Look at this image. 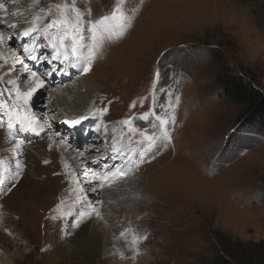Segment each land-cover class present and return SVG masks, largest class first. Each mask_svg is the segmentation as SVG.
Masks as SVG:
<instances>
[{
    "label": "rangeland",
    "instance_id": "obj_1",
    "mask_svg": "<svg viewBox=\"0 0 264 264\" xmlns=\"http://www.w3.org/2000/svg\"><path fill=\"white\" fill-rule=\"evenodd\" d=\"M31 1L44 9L41 28L55 18V5L68 2ZM118 3L119 0H87L85 4V0H77L82 10L91 8L92 20L110 15ZM123 8L130 13L126 34L105 44L92 65V68L97 66L95 75L91 74L93 69L79 75L84 82L80 87L84 89L76 97L70 96L71 100L77 98L75 102L69 103L63 95L60 97L63 111L55 109L53 113L48 110L49 103L46 104L45 111L49 114L38 121L40 135L19 132L15 128L10 131L7 127L9 117L0 110V161L3 162L0 172L5 179L10 171L19 172L12 191L0 194L3 217L0 221V261L5 258L9 264H138V260L123 257L128 248H122L121 252L117 245L120 238H129L132 233L122 230L119 220L111 225L108 219L116 218L115 213L103 207L110 216L105 220L106 216L96 210L100 201L90 198L91 190L86 187L74 197L72 188L75 185L72 186L66 177L60 162L67 158L69 162L75 160L71 156L64 157L67 153L60 152L59 148L63 144L75 145L79 140L75 143L71 136L62 140L58 133L63 129L72 131L63 121L78 117L82 114L81 108L89 106L100 115L97 127L104 129L93 134L87 127L92 135L83 134V145L91 143L87 146L90 149L93 141L97 146L96 142L102 140L101 145L106 144L110 149L115 139H119L124 147L119 153L122 156L129 145L125 141L126 132L134 139L129 147L131 152L136 150V141L143 139L140 132L150 133L152 124L157 123L154 117L151 123L143 120L144 113L155 109V114L162 118L171 117V110L161 108L162 101L172 99L165 93L180 97L171 142L155 158L146 154L149 158L140 166L133 157L134 166L131 161L125 162L134 169L132 172L136 176L132 182L145 186L151 194H144L157 205L149 209L151 227L144 228L145 232H152V236L144 247L148 255H144L147 258H143L142 263L216 264V257L223 254L218 234L243 243L264 241V132L238 122L241 108L222 95L218 83V77L229 71L253 79L264 90V0H124ZM3 9L7 10L8 5ZM111 24L118 26L119 21H111ZM17 32L12 30L9 34L15 37ZM132 43L135 44L128 51ZM119 50L125 53L118 55ZM103 55H106L104 59ZM13 56V52L10 53L0 64V90H3L0 99L9 103L15 92L7 82L21 81L20 74L14 72L16 66H8ZM157 70L162 75L159 81L155 78ZM90 84L95 86L98 100H91L93 95L87 90ZM28 89L24 87L22 91ZM51 94L48 90L47 98ZM65 108L69 113H64ZM104 108L107 112L100 114L98 110ZM125 120L129 124H124ZM112 125L118 129L116 138ZM19 139H23L24 144L17 150ZM138 144L142 150L143 145ZM109 149L105 148L107 152ZM17 164L20 165L18 169ZM25 181L30 185H22ZM36 186L37 190H33ZM14 191L30 198L27 202H19L26 207L21 215L15 204L5 202ZM152 194L159 196L160 201ZM32 199H35L33 205L37 204L34 209L29 204ZM61 201L63 206L58 209ZM68 212L70 216L53 219ZM78 222L79 227L76 226ZM92 222L100 225L104 234L106 229L104 237L111 238L112 244L118 246V255L120 253L123 259L107 258L102 242L100 245L86 240L77 242L76 236H81L83 228ZM133 230L135 235L139 233L138 238L145 237L139 230ZM68 234L75 235L70 240L74 245L64 248L62 245ZM17 242L21 244L19 247L15 245ZM151 251L154 255L149 254Z\"/></svg>",
    "mask_w": 264,
    "mask_h": 264
},
{
    "label": "bare ground",
    "instance_id": "obj_2",
    "mask_svg": "<svg viewBox=\"0 0 264 264\" xmlns=\"http://www.w3.org/2000/svg\"><path fill=\"white\" fill-rule=\"evenodd\" d=\"M2 2L5 3L4 5H8V9L5 10V9H3V7H0V21H3L5 24H15L17 27L14 30L23 31V30H25L27 28H30V27H33V26H35L37 28H41L39 24L42 23L41 21L43 19V10L44 9L39 4H36L35 2H33L31 0H0V5H2L1 4ZM31 9H32V11H30ZM38 17L40 19L37 21ZM4 18H5V20H4ZM23 21L25 23H21ZM27 22H29L30 24H27ZM11 32H12V30H8L7 28H5L3 30V32H2V34H3L4 37H5V34H6L5 38H7L9 36H12V35H10ZM136 42L137 41H135V43ZM15 43L16 42H13V41L9 42L6 39L3 42H0V64L3 61H6L5 60L6 57H10V53H12V52L8 53L7 51H11V45H14ZM37 43L38 44H41V43L47 44V41L43 40V38H41L40 40L37 41ZM135 43H132V45L127 50L128 51L131 50L133 48L132 46H134ZM104 48H105V46H104ZM127 50H126V52H128ZM45 52H50V49H47V48L39 49L37 51V53H36L38 59ZM122 53L124 54L125 51L122 50V52H121V50H119L118 55H120ZM105 56L106 55H103V59H104ZM15 59H16L15 56H13L12 58H9L8 66L11 67L14 64L16 66L15 69H14V72L20 74L19 77H20L21 81L16 82V84L21 86V90H23L24 87H26V88L34 87L35 86V82L34 81L25 80L24 79L26 73L24 72L23 68L19 64L13 63V61H15ZM38 62H40V60H38ZM38 62H37V64H38ZM25 63H27V61H25ZM54 63L58 64V62H54ZM103 63H105V62H103ZM27 64H29V67L34 69V70H36L38 72V74H40L41 76H43V74L45 72L42 69V65H48L46 62H43V63L41 62L38 65L37 64H33L32 65L31 63H27ZM107 66H109V65L107 64ZM58 67H62V65L58 64ZM92 69L93 70H92L91 74L95 75L96 71H97V66H95ZM66 71L69 72L70 75L54 74V77L56 75H58V77L60 78L59 84L55 83L56 79H53V78L47 79L46 82H47V84L49 86L48 90L52 91V94L50 95V98L40 99L37 102L36 108L33 109V111H35L36 115H38L37 116L38 117V121L39 120H43V118L44 119L47 118L46 116H48V114H49V112L45 111V109L47 108V107L45 108L47 103H49L48 110L51 113L55 112L54 111L55 109L56 110H60V112H61V111H63V109H62L63 107H61V105H60V101H61L60 97L61 96L66 95L64 97V99H66L69 103H71V102H75V100L77 98L75 100H71L70 96L76 97V95H79L81 92H83L84 88L80 87V86H82L81 83L84 84V82H83V78H81L82 75H81V77H79L80 73H79L78 69L68 68V69H66ZM56 82H58V81H56ZM76 84H77V86H75ZM72 86H75L76 88H73ZM87 87H88L87 90L89 91V94L91 93V95H93V96H91V100H98V98H97L98 96L94 93L95 86H92V84H90ZM10 89L13 90L14 86L10 85ZM64 92H65V94H63ZM88 112H90V114H88L90 116V119L88 121L84 122V124H83L84 130L87 131V127H90L91 128L90 132L92 131L93 134L100 133L104 129V127H102L103 128L102 129V128H98L97 125H96V123L100 120L99 119L100 115L99 116L97 115L96 117H92L91 114L93 113V111H92V109L89 106L88 107L87 106L86 107L83 106L81 108V110H80V113H82V114L79 115V116L87 115ZM64 113L67 114V113H69V111H67V109H66V110H64ZM78 117H76L74 119L70 118L68 120H70V121L76 120V119H78ZM68 120H66V121H68ZM97 129H99V132H96ZM112 130H113L112 132H115V138H116V136H117L116 135V131L118 130L117 127L113 126ZM90 132H88L89 136L92 135ZM60 136H62V135H60V133H59L58 137H60ZM81 138H82V140H81ZM107 139H109L110 141H113V138H107ZM118 140L119 139H115V143H113L111 145L110 149L108 147H103V145H101L102 144V140L96 142V143H98L97 146L94 144L95 141H93L94 143H93V145H91V147L89 149V148H87L89 142H87L86 145H83L85 141H83V133L80 132V138H79V141L77 143L79 145H77V144H75V145L74 144H72V145L71 144H67V146H66V145L63 144L59 148L60 152L67 153L66 154L67 156H64L63 154H61L62 157L64 156V157L67 158V157L71 156V158L74 159L75 161H70L69 162V160L67 158V159L62 160L60 162V164L62 165L61 168H63V171L66 174V177L68 178V180L71 181L72 186L75 185L74 188H72L74 197H78L77 195H79V193H82V191H84L83 187H86L89 190H91L92 187L96 188L95 192L91 191V196H90V198H95V199H98L100 201L99 202V207L96 210H100L101 216L102 215L106 216L105 217V220H106V219L110 218V216L109 217L107 216V213L104 212L105 208L103 209V207H107V209L111 210V214L115 213V215H116V218H114L112 221H111V219H108V220H110V223L111 222L115 223L117 220H119L121 222V225H120V227H122L121 229L124 230V231L128 230V231H130L132 233L131 236H129V238H120V241L117 240L118 241L117 245L120 247L121 252H122V248H128L127 250L123 249L124 250L123 257H126L130 261L131 260H138V264H143L142 263L143 262V258H145L144 255L145 254L148 255V252L145 251L144 247L150 241V240L147 241L148 238L150 237V235L152 236V234H151L152 232H150V233L145 232L144 228L146 226H150V223L152 221V219H150V217H149L150 216L149 209L152 210L157 205H156V203H154L151 200H149L148 197H146V194L149 193V192L147 191L145 186L142 187V185H141V187H140L139 184L136 185L135 182L134 183L132 182L133 179L136 176L132 172L134 169H133V167L130 168L129 166H127L125 164V162L131 161L132 157H133L135 162L139 163V166H140V163H145L148 160L149 157L145 156L143 158L144 162H140V160H138L137 157L135 158L134 154H136V156H137V154L139 153V150H141V148H140L139 144L137 143V141L135 140L136 144H137L136 145V150H132L133 152L129 151V147L131 146L132 140H134V139L132 137L130 138L129 134L126 132L125 141H127L126 145H128V144L129 145L127 146V150L123 153V154H125V156H124L125 159L121 160L123 154H122V156H119L120 152L116 153V152L113 151V147L120 148V149H122L124 151V147H121V145L119 144V142H121V140L120 141H118ZM49 142H53L52 139H49ZM89 144H91V143H89ZM114 144H116V146ZM32 146H34V145H32ZM83 146L85 148H87V149H85ZM53 147H54V145L52 146V148ZM105 148L109 149L110 151L107 152L105 150ZM80 150H83V153H84L83 156H81ZM104 151H106L107 153L102 155L101 152L103 153ZM105 158L108 159V160H104ZM92 161H99V164L91 163ZM132 164H133V162H132ZM100 165L104 166L103 170L100 169V168H102V166L99 167ZM86 166L89 169L87 172L84 171ZM114 166L115 167H122L123 170L127 173V176L124 177V178L117 179L115 181H113L111 179H108V180L103 179L105 173H107L109 171H114ZM133 166H134V164H133ZM160 168H158V169H160ZM75 170H77V172ZM154 172H155V170H154ZM80 175L82 177H80ZM164 177L165 176H163V178ZM171 179H176V177H172ZM171 179H170V181H171ZM77 181H79L80 183H77ZM127 181H129V182H127ZM82 182H83L84 186L82 185ZM165 182L168 183V181H165ZM101 184L103 185L102 188L100 187ZM125 184L128 185V186L124 187L123 185H125ZM22 185H28L29 186L30 182L25 181V182H23ZM80 186H81V188H79ZM33 190H37V186L34 187ZM144 193H146V194H144ZM149 194H151V193H149ZM158 197L155 195L154 199L160 201V199ZM29 199H30L29 196L24 195L23 193L21 194L18 191H16L15 193L10 194L9 198L6 199L5 202L15 204V207L18 209V213H20V215H21V212H26L25 211L26 207H24V203H19V202L24 201V200L27 202V200H29ZM34 200L35 199H32L29 202V204L31 203L30 207L33 208V209L35 207H37L36 203H35V205H33V201ZM135 211H137L139 213H135ZM1 219H3V217H2V213L0 212V221H1ZM7 222L8 221L6 220V223ZM112 223H111V225H112ZM0 225H1V222H0ZM111 225H109V226H111ZM133 229L139 230L140 231V235H144L145 237H147V239H143V237L141 238V236H140V238H138L137 236H139L138 235L139 233L137 235H135V233H133L134 232ZM118 233L120 234V232H118ZM105 234H106V229H105ZM105 234H104V229L101 228L100 225H98L96 222H92L91 225L83 228L82 235L81 236H76V238L78 239L77 242H80V243L83 242L84 240H86L89 243H96L97 245H100L101 242H102L105 245L104 246V250H103V252H104L103 254H105V256L107 258H110L113 261H117L119 259L120 260L123 259L122 255H120V253L118 255V252H117L118 246L117 245L114 246L112 244V242L110 240L111 238L108 239V237H104ZM107 235H108V232H107ZM125 235H128V234H124V236ZM74 236L68 234V239L66 240L65 244H63L62 246L64 248H70L71 245H72V247H73L74 244L73 243L71 244L70 240L73 239ZM117 236L119 237V235H117ZM103 237H104V239H102ZM122 237H123V235H122ZM181 237H182V234H181ZM181 237H180L179 240H181ZM134 238L136 240L135 243H133ZM164 241H166V240H164ZM171 243H173V242H171ZM15 245H17L19 247L21 244L17 242V243H15ZM149 250H150V248H149ZM149 254L150 255H154V252L151 251V252H149ZM2 257H4V256H2ZM163 257L165 258V256H163ZM4 259H2V261L4 263H8V262L4 261ZM148 259H149V256H148ZM5 260H7V259H5ZM2 261H0V262H2ZM144 261H146V260H144ZM146 262H148V261H146ZM126 263L128 264V262H126ZM129 263H131V262H129ZM163 264H165V263H163Z\"/></svg>",
    "mask_w": 264,
    "mask_h": 264
},
{
    "label": "snow or ice",
    "instance_id": "obj_3",
    "mask_svg": "<svg viewBox=\"0 0 264 264\" xmlns=\"http://www.w3.org/2000/svg\"><path fill=\"white\" fill-rule=\"evenodd\" d=\"M124 0H119L117 7L112 9L110 15H104L99 19H91V8L85 7L83 10L77 6V0H68L63 5H55L56 16L50 23L44 28H37L35 26L25 29L19 37L9 36L5 38L2 34L3 30L16 29L15 24H5L0 21V42L5 39L9 42L17 41L23 53L26 54L27 59L36 61L38 59L36 53L41 48L50 49L48 55L51 59L47 58V55L43 57L44 61L51 66V71H45L43 76L38 72L29 67V64L25 63V59L21 56H17L13 63L19 64L24 72L26 73L24 79L32 80L35 82L34 87H29L27 91H22L21 86L16 84V80H9L7 83L14 86L12 91L15 92L14 98L11 102L0 99V110H4V113L9 117L7 127L11 131L14 128L19 132H32L35 135H40L37 128L40 127L38 124V117L33 111L37 106L38 100L41 98L47 99L48 84L47 79L53 78L54 74L59 75H70L66 71L68 68L78 69L80 74H85L92 70V65L95 59L102 53L106 43L118 40L126 34L128 25V16L130 13L124 11L123 8ZM87 4V0H85ZM3 7V5H0ZM135 9L133 8V11ZM51 12V9H49ZM40 18H37V21ZM119 21L118 26L111 24V21ZM43 38L47 41V44H38L37 41ZM11 51L16 52L15 45L11 46ZM62 65L58 67L57 63ZM155 78L157 81L162 79L161 72L157 70L155 72ZM160 87H163L162 85ZM159 90V89H156ZM12 91L9 92V96L12 95ZM166 95L172 96L170 101H162L161 108L165 110H171L172 115L169 119L162 118L160 115L155 114V109L151 113H144L142 116L143 120L151 123L154 117L157 123L152 124V131L150 133L141 131L140 135L143 137L140 143L143 145L142 150L137 154V159L140 162H144L143 158L150 155L152 158L171 142V129L176 123L175 109L180 104V97L175 96L171 93H165ZM0 96H3V90H0ZM135 107V104L132 105ZM100 114L107 112V108L98 110ZM23 113V114H22ZM97 113L94 111L91 116L95 117ZM90 119L89 115H83L76 120L64 121L70 128L77 129L81 132L84 131V122ZM124 124H129L128 120L123 121ZM135 131L136 129H130ZM99 131V129H97ZM14 138L15 134L13 133ZM59 135V133H58ZM24 144L23 139H19L17 143V150ZM71 146V145H70ZM113 151L119 153L120 148L113 147ZM81 156H83V150H80ZM0 163H3L0 161ZM48 163V161H45ZM91 163L99 164V161H92ZM17 169L20 167L17 164ZM89 169L86 166L84 171L87 172ZM19 176L18 171H10L7 179L2 172H0V194L11 192L12 188L16 186V178ZM127 173L122 167H115L114 171L105 173L103 179H111L113 181L124 178ZM77 183H80L77 181ZM102 188L103 185L101 184ZM91 191L95 192L96 188L92 187ZM63 206V201L58 205V209ZM93 211H95L93 209ZM71 212L63 213L62 216L53 219H60L66 216H70ZM98 216L99 213H96ZM79 227V222L76 225ZM123 235V234H122ZM147 239V237H143ZM136 240L134 238L133 243Z\"/></svg>",
    "mask_w": 264,
    "mask_h": 264
},
{
    "label": "trees",
    "instance_id": "obj_4",
    "mask_svg": "<svg viewBox=\"0 0 264 264\" xmlns=\"http://www.w3.org/2000/svg\"><path fill=\"white\" fill-rule=\"evenodd\" d=\"M218 83L222 95L241 108L238 122L264 132V90L253 79L229 71L218 77ZM217 239L223 254L216 257V264H264V241L243 243L223 234Z\"/></svg>",
    "mask_w": 264,
    "mask_h": 264
}]
</instances>
